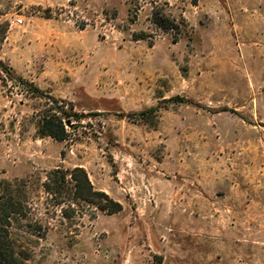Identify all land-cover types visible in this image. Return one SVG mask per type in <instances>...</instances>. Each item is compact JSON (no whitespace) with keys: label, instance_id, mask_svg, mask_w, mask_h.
<instances>
[{"label":"rangeland","instance_id":"1","mask_svg":"<svg viewBox=\"0 0 264 264\" xmlns=\"http://www.w3.org/2000/svg\"><path fill=\"white\" fill-rule=\"evenodd\" d=\"M76 167L123 209L56 205ZM23 180L31 264H264V0H0V183Z\"/></svg>","mask_w":264,"mask_h":264},{"label":"trees","instance_id":"2","mask_svg":"<svg viewBox=\"0 0 264 264\" xmlns=\"http://www.w3.org/2000/svg\"><path fill=\"white\" fill-rule=\"evenodd\" d=\"M154 23L165 32L179 30V24L167 16L154 12ZM163 17V18H162ZM136 40L145 39L144 36H135ZM173 101H181L175 99ZM153 112V109L148 113ZM61 117L57 113L45 116L42 119V125L38 130L39 136H51L59 141L66 140L69 131L66 127L70 121V116ZM69 126H72L70 123ZM26 181L0 183V264H31L30 256L25 249H19L13 238V229L15 223L21 219L28 218V199L24 192ZM45 191L59 201L56 205H62L65 198H62L68 192L69 205L77 202H84L95 205L99 210L111 214L120 212L122 205L111 198L106 192L96 190L89 179L86 170L82 167H76L72 170L57 169L48 181L44 183ZM65 192V193H64ZM67 217V216H66Z\"/></svg>","mask_w":264,"mask_h":264},{"label":"built area","instance_id":"3","mask_svg":"<svg viewBox=\"0 0 264 264\" xmlns=\"http://www.w3.org/2000/svg\"><path fill=\"white\" fill-rule=\"evenodd\" d=\"M22 23H23V20L21 18L13 19L11 21V24L15 25V26H20V25H22Z\"/></svg>","mask_w":264,"mask_h":264}]
</instances>
